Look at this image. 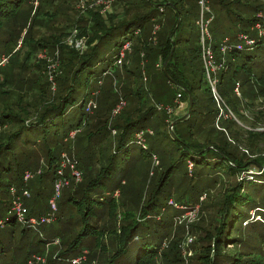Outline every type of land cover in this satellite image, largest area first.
Instances as JSON below:
<instances>
[{"label": "trees", "instance_id": "obj_1", "mask_svg": "<svg viewBox=\"0 0 264 264\" xmlns=\"http://www.w3.org/2000/svg\"><path fill=\"white\" fill-rule=\"evenodd\" d=\"M24 1L0 0V16L10 18L14 14L17 15V7ZM30 1L32 0L26 2ZM251 2L208 0L207 3L209 9L214 11L209 26L214 40V62H221L223 55L219 51L220 38L228 36L224 55L226 65L213 75L217 79L216 92L223 102L220 107L213 101L205 79L199 29L196 25L200 11L199 0H113L112 10L113 6L120 7L113 15L112 10L104 15L100 8H97L95 12L89 11L88 17H84L79 10L74 21L66 27L69 28L67 32L65 29L61 36L54 37L49 44L40 45V50H44L47 60L40 59L34 65L40 72L36 80L22 79L18 84V87L28 91L24 99L30 96L36 98L32 106L36 110L35 118L27 119L32 101L23 104V99L19 97L13 102V105L17 103V106L6 109V112L3 109L0 113V176L8 173L7 175H11L9 186H16L9 187V191L15 189L18 195L23 189L28 192L23 173L30 166L32 151L25 153L24 149L14 153L16 142L23 134L26 133L27 136V141H23V144L27 143L25 147L39 146V149L45 152L48 165L46 170L53 169L55 175L63 151L62 139L67 138L71 131L84 130L82 134L86 133L85 136H78V139L81 144L86 142V146L77 161L80 163L79 169L83 171V183L81 187H75L68 199L74 204L87 205L91 201L89 191L102 187L104 181L118 171L119 163L141 165L144 161L152 159V156L158 157L159 174L155 179L156 184L147 200L137 208V213H130L125 216L124 222H121L123 225L117 229L118 244L108 264H113L121 255L127 253L128 246L137 241L142 243L135 245L131 250L134 253V264H149L156 256H161L169 263L181 264H261L252 258L254 253L244 254L235 250L237 241L232 239L238 219L239 222L241 220L242 227L256 223L264 226V209L249 199L252 188L264 187V130L257 131L255 127L244 129L236 122L239 120L238 122L243 123L247 119L243 117L241 110H249L250 117L255 120L253 123H256V116L263 114L258 110L255 101L260 97L264 98V71L259 72L256 66L248 63L255 57L252 53L264 48V36L258 37L251 30L255 23L264 25L257 16L264 11V5H252ZM37 9L38 7L36 11L33 9L34 15ZM74 27L78 30V38H86L84 50L80 53L64 43ZM240 34L255 40L251 50L239 39ZM114 37L120 38L119 41H113ZM127 42L131 49L129 47V50H125L124 57L127 56L128 60L127 63L122 60V68L119 67L121 75H125L129 82L121 81L124 87L120 95L124 103L126 99L131 98L132 103L135 102L136 105H133L131 113H125L126 107L123 108L119 117L109 123L110 116L114 117L112 110L118 104L119 97L118 91L115 92L116 86L119 85L113 84L112 76H106L101 87H96L97 106L95 102L93 113H86L85 106L93 92L92 84L107 70L114 72L117 69L119 52ZM111 52H115L114 55ZM171 52L165 76L162 66ZM47 54L52 57L51 61L55 65H48ZM28 57L29 54L25 59ZM104 62L106 69L99 75L97 66ZM158 62L161 67L149 79L148 88L152 93L149 103V100L142 97L141 89L133 92L132 88H137L138 82H133L131 77L142 76V72L151 74L153 67L159 66L156 64ZM254 70L258 73L254 74ZM8 75L10 79L1 76L0 85L13 79L12 74ZM107 78L108 81L105 82ZM237 83L238 93L239 89L241 91L239 95L234 92ZM203 85L206 87L205 91L201 89ZM4 93L6 92H1L0 95L4 97ZM177 94L185 100L189 95L192 98L190 115L180 122H177L178 118L169 120L171 113L166 110L167 107L173 109ZM74 106L77 107L73 113L74 117L73 114L69 116ZM229 111L235 120L231 118ZM200 114L202 119L198 123L195 120ZM223 115L227 119L223 118ZM217 118L220 129L213 127ZM206 123H210L211 127H205ZM58 129L63 132L59 133ZM35 132V138H30L32 136L29 135ZM193 132H204V142L193 138ZM75 136L67 139L74 141ZM37 138H40L39 141H36ZM241 140L246 149L239 148ZM135 145L139 148L138 154L130 149ZM85 154L87 156L84 157ZM104 159L106 164L102 165ZM188 166H191L192 170H189ZM95 170L97 173L93 174ZM175 181H178L175 187L177 194L167 193V189H170ZM217 184L221 191L214 197L211 195L212 191L208 190ZM203 193L205 195H202ZM37 195H40L39 191ZM99 201L105 200L99 197ZM167 206L179 214L169 223L163 221ZM184 206L188 211L180 208ZM46 208L51 210L49 204ZM12 210H6L11 217L0 219V229L6 223L14 226L18 221L16 212ZM89 210L90 206L85 211L77 208L82 228L80 227L81 230L79 229L74 238H70L66 244L67 250H72L80 244L82 247L78 253L83 251L90 256L95 254L97 244H86L93 234V228L85 226ZM252 210L257 212L261 221L254 220L247 225L245 222L251 217L249 212ZM190 211L199 212L197 220L192 222L193 220L189 219L195 218H186L189 223L185 222L182 233L170 235L172 224ZM28 215L35 214L28 210ZM56 217V220L60 221L58 215ZM52 220H55V215ZM150 221L160 224L162 233L159 236H152L149 230ZM178 221L179 224L182 223L180 219ZM20 223L24 226L22 234L28 229H35L30 223ZM142 227L147 230L146 240L150 238L151 244L140 239L144 232ZM9 231L6 233L12 236V231ZM189 236L192 241L190 246H186ZM3 241L4 239L0 238V259L5 252ZM252 248L247 246V251ZM189 253L191 255H188ZM249 255H252L251 259ZM35 256L42 257L38 254Z\"/></svg>", "mask_w": 264, "mask_h": 264}, {"label": "rangeland", "instance_id": "obj_2", "mask_svg": "<svg viewBox=\"0 0 264 264\" xmlns=\"http://www.w3.org/2000/svg\"><path fill=\"white\" fill-rule=\"evenodd\" d=\"M26 1L27 0H25L21 4V6L17 7L19 10L17 15L14 14V16L10 18H5L2 15L0 16V80L2 78L1 76H4L3 78L9 77L10 79V76L8 74L13 75L12 80L4 81V83L1 84L2 86L0 85V94L1 92H6L4 93V97L0 95V113L3 111V109L6 112V109H12V107L17 106L16 105L17 103H14L15 105L14 106L13 102L17 101V98L19 97L20 99H23L22 100L23 104H25V102L29 103L32 101V104L31 106H29L28 114H27L28 115L27 119H32L33 117L35 118L36 115V110L32 108L36 98H32L30 96L24 99L25 93H28V91H26L24 88L18 87V84L22 79L24 80L28 79L33 81L36 80V77L40 72L37 71L38 67L34 65H36V63H38V60L40 59L47 60V58L45 57L44 50H40V45L49 44L54 37L61 36L64 33L66 27H68L74 21L76 15L78 14L79 1L78 0H32L30 1V3ZM239 1L242 3L249 2V0H239ZM251 4L263 6L264 0H254L253 2H251ZM37 7H38L37 13L36 15H34V12L36 11ZM114 8H116L115 10H120V7L118 6L116 7L113 6V10H112V6H111L110 8V11L112 10L111 15H113L115 11ZM33 9L35 11H33ZM210 11L213 15L214 11H212L211 8ZM93 12H95V10H93ZM19 14L21 15L19 16ZM83 16L88 17L89 15L87 14ZM68 29H66V32ZM226 36L227 35H224L220 38L221 39L220 43L221 41L228 39L227 38L228 36L227 37ZM119 39L120 38L118 37H114L113 41L116 42L119 41ZM85 40L83 41L84 47H85ZM211 40H212L211 41V47H212V44L214 42L212 36H211ZM84 47L77 48L76 51L80 53L84 50ZM129 47L130 45L128 46V50ZM111 53L114 55L115 52L114 53L111 52ZM28 54L29 57L26 60L25 58L26 55ZM252 55H255V57L248 64L251 63L252 66L253 65L256 66L259 72L264 71V48H260L259 50H256L254 53H252ZM48 57H49V62H47L48 65L49 66H51V64L55 65V63L51 61L52 57L50 56ZM127 60H128L127 56L123 58V61L126 63ZM105 63L106 62H104V64L101 65L97 64L98 68L96 70L98 71L99 75H101L100 73L102 70L106 69ZM121 64L123 65V63ZM121 64L119 65L120 67L122 66ZM156 64H159V66L155 65L153 67V70L151 71V74L142 72V76L136 75L131 77L133 82H138L137 88L134 87L132 88L133 92H137L138 91L137 89H141L142 97L145 100H149L148 101L149 103H151V96H152V93H150L148 88L149 79L152 77L153 73L157 72V69L161 67L159 62ZM225 65H226L225 60L224 62L221 61L220 63L214 62L215 70L214 72H210V79L215 80V84L217 83V79H215L213 75L215 74V72L222 70ZM119 66L117 67L116 70H114V72L111 71V69L107 70L105 74L101 75L100 79H98L94 84H92L91 87L93 92H91V95L87 100L88 102L85 106L86 113H93L95 108H93L94 106L92 104L90 105L89 103L96 102L95 100L96 99L95 94L97 92L96 87H101L102 81H104V78L106 76L107 77L112 76V78H114L113 84L115 85L116 83L119 85L116 86L117 90L115 89V92L118 91L119 94L118 103L120 100H123V98H121L122 95L121 90L124 87V83L121 81L126 82L128 80H126L125 75L124 76L123 74L121 75L122 67L120 68ZM52 69L53 68L51 67L50 70ZM48 73H49V69L46 72V74L48 75ZM253 73L257 74L258 72L254 70ZM116 74H118L119 76L118 75L116 76ZM42 79H40V81H42ZM205 79L208 82L206 76ZM107 81L108 78L105 82ZM208 87L209 89L211 88L209 82H208ZM53 89L54 87L52 88V90ZM201 89L205 91L206 87L203 85ZM240 92L241 91L239 89V93ZM7 94L9 95L7 96ZM188 100L189 99L187 100L183 99L181 95L177 94L176 98L173 101V104L175 105V106L173 105L174 106L173 109L169 107L166 108V110L169 113H171L169 114L170 117L169 120H174L176 118L178 119L188 118L187 116ZM133 101H135L134 97H133ZM255 102L257 104L258 110H260L263 113L261 116H256V123H253L255 122V120L252 117H250L248 113L249 110L246 111L241 110L243 117L245 119L247 118L246 121L243 122L244 125L243 123L238 122L239 120L238 121L236 120V122L244 129L255 127L254 128L255 130L263 131L264 130V98L260 97ZM133 105H136V103L135 102L132 103L131 98L126 99L124 107H122L121 111L115 115L116 117L110 116L109 123L111 120L113 122L114 119L118 118L119 114H121L123 108L125 107H126L125 113H131V109ZM7 106L11 108H8ZM96 106H97V102H96ZM137 106L140 105L137 104ZM216 106L219 107L218 105ZM76 108L77 107L75 106L72 107L71 112L68 115L69 116L72 115L75 112ZM228 113L231 115L232 119L234 120L236 119L235 117L232 116L230 111ZM223 118L227 119L225 115H223ZM201 119H202V115L200 114L199 118H197L195 121L200 122ZM218 120L219 119L217 118L214 125L212 124L215 129L216 128L220 129L217 124ZM205 127L210 128L211 127L210 123L209 124L206 123ZM58 131L59 133L63 132V130L60 129H58ZM83 132L84 130L76 131L75 133L76 136L73 135L75 136L74 141L72 140L69 141V139L67 138L62 139L63 151L60 154V159L58 163L61 165L62 156L65 155L67 159L72 162L74 168L70 166L67 167L65 166L63 168L64 171L62 176L67 181V184L65 183L63 189L61 190V194L56 198L54 207L50 204V200L54 193V185H55L54 177L56 173L54 175L53 169L49 171L46 170L48 168V165H47V159L45 158V152L43 150H40L39 146H34L33 148H31L30 146L25 147L27 143L23 144V141H27L26 133L23 134L22 137H20L21 138L20 140H17L16 142L17 151L15 148L14 153L16 152L17 154L18 151H23L24 149H25L24 150L25 153H28V151H32L31 157L29 158L30 166L29 168L25 169V171L30 173V178L26 181L27 182L26 185L28 187L29 193L26 196V198L22 200L23 201L22 208H24L27 211L26 214L27 221L25 222V224L29 225L30 223L33 227H35V229H28L24 234H22L21 231L24 226L19 222V220L15 222L14 226L7 223L4 226H2V228L0 229V238L4 239L3 247L5 252L0 259L1 264H25L26 260L30 256L32 258V256H35L36 254L42 256L41 258L43 261H40L41 264L43 263L70 264V261L76 257L84 258V262H81V264H108V261L110 260L111 255L115 252L116 246L118 244L116 237L119 230L117 231V229L118 228L120 229V227L123 225L121 224V222L123 221L125 216H129L130 213H132L133 215L137 213L138 211L137 208L140 206V204H142L147 200L151 190L154 188L156 184L155 179L159 174L157 168L158 160L156 161L158 157H156L157 155L155 156L156 158L152 156V159L147 160V162L144 161L145 163L143 162L141 163V165L140 164L132 165L129 162L119 163L117 165L118 171L113 173L114 175H112L107 180H105L102 187H99V189L96 190L93 189L92 191H89L91 201L87 205L85 203L79 205L74 204L72 202H69L68 199L71 192L75 189V187H77L78 185L79 187H81V184L83 183V175H82L83 171L81 172V170L79 169L80 163L77 162L79 155L81 153L83 155V147L86 146V142L81 144L79 142L80 139H78V136L80 137L85 136L86 133L82 134ZM36 133L37 132L29 135V137L32 136L30 138H35ZM111 135L112 137L114 136L112 133ZM204 135H205L204 132H200L199 134L193 132V138H196L201 142H204L205 139ZM39 139L40 138H37L36 141H39ZM137 147L138 146L135 145L132 146L130 149L133 153L138 154L139 148ZM239 148L246 149L242 140L239 142ZM96 149L97 146H95V152H97ZM85 156H87V154H85L84 157ZM96 157L97 154L95 158ZM105 164L106 161L104 159L102 165ZM96 166L97 164L94 166V168ZM98 166H100V164H98ZM187 168L189 170L190 169L192 170L191 166H188ZM73 169L76 170L77 172H80L79 181L73 179L72 176ZM96 173L97 170H95L93 174ZM7 174L8 173L0 176V219L2 220L11 217L10 215H8L6 210L7 208H9L10 210L12 209L14 210V201H15V197H13L10 194L9 187H16V186L14 184H11L9 186L11 175H7ZM84 182H85V177H84ZM176 185H178V181H175V183H173V186L170 189L169 188L167 189V193H171L173 195L177 194L175 193ZM218 186L219 185L217 184L215 187H212L208 190V192L212 191L211 195H213L214 197H216L217 193L221 191V187ZM38 191L40 192V195H37ZM202 195L205 194L203 193ZM99 197H102L105 201L100 202ZM249 199L255 205L264 209V187L252 188V192L249 196ZM77 200H79V198H77ZM48 204L51 208L50 211L46 208L48 207ZM165 204H167V202ZM88 206H90V210L88 214V219L87 221H85L86 224L85 226L93 228V234H92V238L88 240L86 244L87 245H89L90 243L97 244V246H95V254L90 256L83 251L78 253V251L82 247L80 244L77 245L72 250H67V244H66V242L70 240V238H74V236L77 234L79 229L81 230L82 228V222L81 220H79L78 214L76 212L77 208L85 211ZM28 210H31L32 213L35 215L29 216ZM198 213L199 212L194 211L191 214L189 213L186 215L184 214V216L178 218L172 224L169 234L170 235L181 234L182 230H184L185 222L189 223V221L192 220H193L192 222L196 221L198 218ZM249 213L251 217L245 222V224L248 223L247 225H249L250 222L254 220H259V216H257V212L255 213V210H252ZM53 215H55V220H52ZM57 215L58 218H60V221L56 220ZM178 215L179 214L172 207H168L166 208V212L164 213L163 221L164 222L167 221L169 223L174 216H178ZM192 217L195 219H189V221L186 219ZM262 217L264 218V215H262ZM30 219H33L34 222H29ZM46 219H48V221ZM179 219L182 222L180 224L178 221ZM259 221H261V219ZM240 224H241V220L239 222L238 219L233 229V232L235 234L232 239H235L237 241L235 242L234 245L235 250L243 252L244 254H247L248 252L254 253L252 254L253 256L249 255V259H251L252 256V258L258 260L259 263L264 264V226H262L259 223H256V224H250L248 227H242ZM149 225H150L149 230L152 232V236L157 237L162 233L160 224H158V222L150 221ZM9 230L12 231L13 233L12 236H8L9 233H6V232H10ZM143 230L144 232L140 235V239L145 241L146 236L148 234L146 229L143 228ZM194 235L197 236L196 234ZM191 241L192 238L190 236L187 237V244L185 245L190 246ZM146 242L148 244L152 243L150 238L149 239L147 238ZM139 243L142 242L137 241L130 244L128 246L129 250L127 251V253L121 255L113 264H134V257H133L134 253H132L131 250L135 248L136 247L135 245H138ZM247 246L250 248L253 247L252 250L247 251ZM227 249H231V248H227ZM258 251L260 252L258 253ZM79 254L81 255L79 256ZM59 255H61L62 257H58ZM188 255H191V253H189ZM51 256H52V260H51ZM54 258H56V260H54ZM49 259L51 261H48ZM150 261L151 262L149 264H181L180 262L169 263L163 258H161V256L153 257Z\"/></svg>", "mask_w": 264, "mask_h": 264}, {"label": "built area", "instance_id": "obj_3", "mask_svg": "<svg viewBox=\"0 0 264 264\" xmlns=\"http://www.w3.org/2000/svg\"><path fill=\"white\" fill-rule=\"evenodd\" d=\"M78 1H79L78 8H79L80 13L82 15H87V13L89 11H93L97 8H100L102 13L105 15L106 13H108L110 11V8H111L112 3H113V0H78ZM199 2H200V11H199V16H198V20L196 22V25L199 29V45H200V50H201V58H202L203 65L205 68V76L207 77L208 82H209L210 87H211L210 89H211L213 99L215 100L216 104L220 107V104L223 102L215 90V85H216L215 80L210 79V72H214V70H215L214 62L212 61L213 60V51H212V47H211V41L212 40H211V35L209 34V25H210L211 21L213 20V15H212L209 7H208V4H207L208 0H200ZM257 16L262 22H264V13L263 12L259 13ZM251 30L254 31L258 37L264 36V25H262L260 23H255L251 27ZM77 35H78V30L76 27H74L73 29H71L70 34L65 39L64 43L70 47L75 48L76 50H77V48H83L84 47L83 41L85 39L83 37L78 38ZM238 37H239V39L242 40V42L244 43L245 46L249 47L250 50L254 47V43H255L254 39L248 38L246 35H241V34ZM227 43H228V39H225V40L221 41V43L219 44V51L223 55V57L221 58L222 62H224V55L226 53ZM128 46H129V43L124 45L123 49L120 50L119 58L116 61V64L118 66L122 63V60L124 57V52H125V50H128ZM238 86L239 85L237 83L234 91L236 92V94L239 95ZM89 104L90 105L92 104L95 107L94 103L90 102ZM124 104H125L124 101L120 100L119 103L112 110V116H115L116 114H118L121 111L122 107H124ZM75 133H76V131H71L67 138L72 139L74 137L73 135H75ZM112 133L114 134L115 132L113 131ZM154 158H156V157L154 156ZM156 161H157V159H156ZM65 166L66 167L67 166L73 167V164L70 160L67 159V157L65 155H63L61 165L59 164V167L56 170L54 193H53V196L51 197V200H50V204L53 207H54L55 200L61 194V190L63 189L65 183L67 184V181L62 176L63 171H64L63 168ZM72 176H73L74 180H76V181L80 180V172H77L74 169H73ZM29 178H30V173L25 172L23 175L24 182H26ZM10 193L13 197H15L14 210L16 212L17 218L20 222L25 223L27 221V219H26L27 211L24 208H22V206H23L22 200L24 197H26L28 195L27 190L26 189L21 190V194L18 195V194H16L15 189H10ZM170 204L174 205L176 208H178V206L176 204H173L171 202H170ZM180 208L184 209V210L185 209L188 210V208H186L185 206L180 207ZM191 213H193V212L190 211L189 214H191ZM46 220L48 221V219H46ZM29 222H34V220L30 219ZM0 225H1V222H0ZM40 261H43L41 257L32 256V258L29 259L26 262V264H36ZM81 262H84V258L83 257L82 258L76 257L70 261V264H81Z\"/></svg>", "mask_w": 264, "mask_h": 264}, {"label": "water", "instance_id": "obj_4", "mask_svg": "<svg viewBox=\"0 0 264 264\" xmlns=\"http://www.w3.org/2000/svg\"><path fill=\"white\" fill-rule=\"evenodd\" d=\"M171 54H172V52L170 53V55H169L167 61L163 64V67H162V70H163L165 76H167L166 65H167V62L169 61V59H170V57H171ZM188 97H189V98H188L189 100H188V112H187V116H189L190 111H191V107H192V98H191L190 95H189ZM183 120H184V118H181V119H179L177 122H179V121H183ZM173 124H174V123H173Z\"/></svg>", "mask_w": 264, "mask_h": 264}, {"label": "crops", "instance_id": "obj_5", "mask_svg": "<svg viewBox=\"0 0 264 264\" xmlns=\"http://www.w3.org/2000/svg\"><path fill=\"white\" fill-rule=\"evenodd\" d=\"M116 8H114V10H115Z\"/></svg>", "mask_w": 264, "mask_h": 264}]
</instances>
